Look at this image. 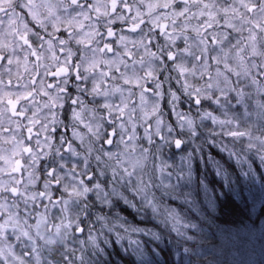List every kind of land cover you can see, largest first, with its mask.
<instances>
[{"label":"clouds","instance_id":"clouds-1","mask_svg":"<svg viewBox=\"0 0 264 264\" xmlns=\"http://www.w3.org/2000/svg\"><path fill=\"white\" fill-rule=\"evenodd\" d=\"M0 264H264V0H0Z\"/></svg>","mask_w":264,"mask_h":264}]
</instances>
